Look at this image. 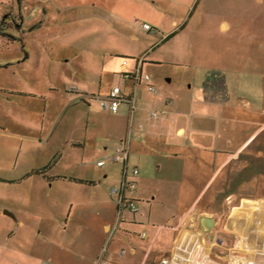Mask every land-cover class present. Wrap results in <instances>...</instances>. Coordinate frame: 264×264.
Returning a JSON list of instances; mask_svg holds the SVG:
<instances>
[{
  "label": "rangeland",
  "instance_id": "1",
  "mask_svg": "<svg viewBox=\"0 0 264 264\" xmlns=\"http://www.w3.org/2000/svg\"><path fill=\"white\" fill-rule=\"evenodd\" d=\"M141 58L155 91L139 86L143 103L133 120L127 104L113 114L88 97H104L113 87L129 93L121 67L133 69ZM210 97L225 101L224 117H206ZM263 110L264 0H0V213L13 215L0 216V242L8 233L16 237L18 220L70 203L111 216L109 192L121 165L109 157L131 130L129 163L138 175L127 195L136 200L138 222L128 224L129 242L117 230L99 248L109 264H139L141 249L161 227L142 262L158 264L184 212L223 221L225 196H264ZM152 113L165 118L162 131L154 129ZM137 122L146 131L144 148L135 146L142 135ZM175 122L191 123L193 131L178 138ZM244 142L196 201L211 170ZM61 178L92 186L71 188ZM8 259L0 264L15 260Z\"/></svg>",
  "mask_w": 264,
  "mask_h": 264
},
{
  "label": "crops",
  "instance_id": "2",
  "mask_svg": "<svg viewBox=\"0 0 264 264\" xmlns=\"http://www.w3.org/2000/svg\"><path fill=\"white\" fill-rule=\"evenodd\" d=\"M141 59L143 60V62H145L143 58ZM137 67H138V63L137 65H135V67H133V69L129 67L127 68L126 65H122L121 67L122 75L125 73L128 74L133 73ZM141 70L143 72V63L141 65ZM125 79L129 81V93L127 94L123 92L122 93L125 96H128L129 94L135 91L136 106L142 104L143 103L142 99L137 97V91L141 84L138 85V87L135 89L134 86L132 85V82L127 78ZM78 94L87 95L85 94V92L84 93L78 92ZM88 97H93V95ZM207 101L209 102L210 108H212L210 112L207 111L206 114L207 118L209 117L215 118L216 113H217V117L220 118L224 117L226 112L229 110L227 108V105L225 104V101L223 99H220V97L217 98L210 97ZM123 103L126 104L125 102ZM245 104H247V107H250L249 103H245ZM126 108H127L126 109L127 112L130 114V107L128 104ZM216 108H218L217 112L215 111ZM119 110L120 108H118L117 112L113 114H117ZM133 114L134 111L132 115H130L132 120H133ZM152 118H155L154 119L155 125L153 126L154 129L156 131L157 130L159 131V129L160 131H162L165 127V125L163 124L165 118L159 117L158 114L156 115V117H151V119ZM174 126L175 127L173 128V135L178 138H183V137L186 138L188 131L189 132L193 131L191 123L188 125H181V124L177 125V122H175ZM133 128L134 130L142 134L140 135V140L136 143L135 146L139 148L141 147L144 148V144L146 143V141L143 140V136H145L144 133L146 131H144L142 124L138 122L135 125L133 124ZM128 134H129V138H131L130 135L131 130H129ZM159 137H162V133L161 134L159 133ZM228 144L230 146V142H228ZM244 146H245V142L242 145H240L236 150L225 153L226 159L221 161L218 168L214 167L211 170L209 177L205 181V184L203 185L199 194L196 196L197 197L196 201L205 191L207 186L210 184L213 185L214 182L217 180L221 167L230 161L229 158H233V160L234 158L236 159L239 156L240 150ZM103 149L105 150L107 148L104 147ZM128 164L131 166V164L129 163V159H128ZM61 180H64L65 184H67L66 186H69L71 188L92 186L83 179L61 178ZM120 181H121V175L118 182L120 183ZM98 182L100 183L101 181L98 180ZM113 185L115 186V184ZM94 192L95 191L91 192L92 197L97 196L96 193ZM98 204L101 205L102 204L101 201H98ZM84 206L78 204L74 205L70 203L69 206L65 208H61V209L54 208L53 210L48 212L45 216L37 215L32 219L28 218L27 222L21 219L18 220L17 226L19 231L16 234V237L14 239H9L7 237H11L12 234L8 233L7 237L6 238L4 237L2 239V242H0V255H1L0 258L4 257V261H7L9 260L8 258H10V256L12 255L15 258V260L11 261L10 264H100V262L103 261H106L107 264H109L107 260L103 259L106 250L101 251V249L99 248V245H101V242L103 240V236L105 235L114 236L115 232L118 230L121 232V235L118 236V239L124 243L129 242L133 229L129 227L128 224L138 222L136 215L133 214L132 219H126L122 215L123 219L120 222H122L123 225H120L119 222L116 228L114 229V225L116 223V204L114 200L111 203V216H109L108 218H103V216L101 217L98 214V211L92 212L91 211L92 209H88ZM6 213L9 212L4 211L0 213V216L2 218H7L8 216L13 217L11 213L10 215H7ZM189 213H190L189 211L184 212L180 216L178 223H176V225L180 223L183 226H185V224L189 221V219L190 220L192 219L191 218L192 216L185 217ZM206 220H208V222ZM220 221L221 220L215 222L209 218L207 219L204 217L200 219L199 226H206L209 223H211V225L214 226V224H218ZM170 222L171 221L169 218L167 220V223ZM160 234H161V227H158L153 233V236L147 247L141 249L142 259L139 264H142L143 260H145V258L149 256V253L152 250L153 246L159 241ZM128 251L130 254H135L137 252V249L134 247V245H132L129 247ZM119 253L121 255L124 253V251L122 250ZM122 260L126 264L130 262L127 259L126 260L122 259Z\"/></svg>",
  "mask_w": 264,
  "mask_h": 264
},
{
  "label": "built area",
  "instance_id": "3",
  "mask_svg": "<svg viewBox=\"0 0 264 264\" xmlns=\"http://www.w3.org/2000/svg\"><path fill=\"white\" fill-rule=\"evenodd\" d=\"M146 31H154L147 23H142ZM138 67L133 73L123 74L132 82L136 89L144 83L150 92L155 88L150 82L149 75L141 70L143 60H138ZM75 90V89H73ZM96 98L103 109L112 113L117 112L121 103L125 102L130 107L132 115L136 106L135 91L125 96L120 87H113L106 96ZM152 113L151 117H156ZM129 159V134L124 139L115 143L109 157L111 163L121 165V181L111 187L110 196L116 204V223L123 219V212L137 213L136 200L129 198L127 193L136 189V177L138 169L128 164ZM99 167L106 165L105 160L97 161ZM227 211L220 229L214 226H199V217L195 216L183 226L177 224L173 227V238L170 252L160 257L158 264H264V196L238 198L233 195L225 196ZM214 228V229H213ZM145 233L141 234V238ZM229 243V246H228ZM225 247V252L220 249ZM219 249V250H216ZM98 263V260H97ZM100 264H107L106 261Z\"/></svg>",
  "mask_w": 264,
  "mask_h": 264
},
{
  "label": "water",
  "instance_id": "4",
  "mask_svg": "<svg viewBox=\"0 0 264 264\" xmlns=\"http://www.w3.org/2000/svg\"><path fill=\"white\" fill-rule=\"evenodd\" d=\"M6 214H7V215H10V213H6ZM206 226H208V227L211 226V223L207 224ZM206 226H205V227H206Z\"/></svg>",
  "mask_w": 264,
  "mask_h": 264
},
{
  "label": "bare ground",
  "instance_id": "5",
  "mask_svg": "<svg viewBox=\"0 0 264 264\" xmlns=\"http://www.w3.org/2000/svg\"><path fill=\"white\" fill-rule=\"evenodd\" d=\"M208 222V220H206Z\"/></svg>",
  "mask_w": 264,
  "mask_h": 264
}]
</instances>
